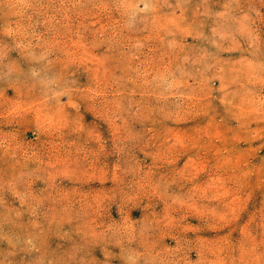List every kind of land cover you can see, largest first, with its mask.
I'll list each match as a JSON object with an SVG mask.
<instances>
[{"label":"rangeland","instance_id":"rangeland-1","mask_svg":"<svg viewBox=\"0 0 264 264\" xmlns=\"http://www.w3.org/2000/svg\"><path fill=\"white\" fill-rule=\"evenodd\" d=\"M0 264H264V0H0Z\"/></svg>","mask_w":264,"mask_h":264}]
</instances>
